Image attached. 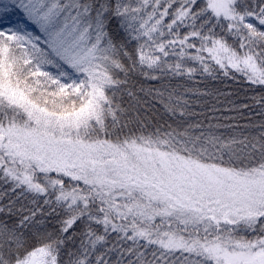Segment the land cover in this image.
<instances>
[{
  "label": "snow or ice",
  "instance_id": "6c2138e0",
  "mask_svg": "<svg viewBox=\"0 0 264 264\" xmlns=\"http://www.w3.org/2000/svg\"><path fill=\"white\" fill-rule=\"evenodd\" d=\"M237 73L264 90V0H0V264H264Z\"/></svg>",
  "mask_w": 264,
  "mask_h": 264
},
{
  "label": "trees",
  "instance_id": "16d2710c",
  "mask_svg": "<svg viewBox=\"0 0 264 264\" xmlns=\"http://www.w3.org/2000/svg\"><path fill=\"white\" fill-rule=\"evenodd\" d=\"M168 80H165L164 83H168ZM172 83H183L182 80H173L171 81ZM146 86H153V87H159L160 86V82L158 81H146ZM203 83H205V81H203L201 79V86L203 85ZM212 85L216 86V87H220L223 90H226L228 92L233 93V99H237L238 102L240 100H245V102L249 103V104H254L255 102L251 99H246L247 97H252V96H259L261 94H264V90L260 89L259 87L256 86H250L242 77L239 73L236 74V79L235 80H231V79H227L225 78V80L223 82L217 80V81H213L211 82ZM226 85V87H225ZM155 108L158 110V114L163 112V108L162 106L157 103L155 105ZM258 110V109H257ZM196 111H200V108L197 107ZM258 118V117H257ZM165 119H167V117H165ZM163 122V121H161ZM242 123L247 122V121H241ZM169 123H171V121H169Z\"/></svg>",
  "mask_w": 264,
  "mask_h": 264
}]
</instances>
